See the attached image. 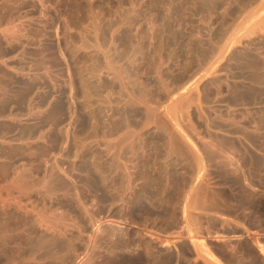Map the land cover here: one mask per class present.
<instances>
[{"label":"rangeland","instance_id":"rangeland-1","mask_svg":"<svg viewBox=\"0 0 264 264\" xmlns=\"http://www.w3.org/2000/svg\"><path fill=\"white\" fill-rule=\"evenodd\" d=\"M4 3L8 18L6 20L2 18ZM169 6L170 8H168ZM3 25H9V28L3 27ZM95 26L99 35L94 34L96 33ZM130 27L132 28L130 29ZM4 28L6 29L4 30ZM151 31L154 35H151ZM17 35L20 37L19 40L16 39ZM97 35L100 40L95 42L98 40L95 38ZM11 36L15 37L14 40H11ZM196 38L198 39L196 40ZM114 40L117 44L114 45L115 47L112 45L115 44ZM130 40L132 42L129 43ZM0 41V167L5 161V164L11 166V180L13 173H16L17 169L15 168L23 169L25 165H31L22 170H28L23 173L30 177H24L26 196L24 194L25 197L22 196V201L29 204H24L29 210H25L23 204L20 208L17 204L15 205L18 202L14 200V194L15 197L18 195L16 190L13 191V195L11 194V201L8 200V202H12L13 198L15 203L12 202L13 204H7L4 207L0 203L2 217L4 215L7 217L4 219L8 222H6L7 227L15 228V230L12 229L11 240L5 245V249L1 250L0 264H15L16 262L22 264L20 255L26 254L32 248L27 243L18 246L16 242L17 240L26 241L37 232L47 238H52L55 241V246L48 250L47 244H44L47 253L43 255L41 251L35 250L34 259L36 261H32V264H115L117 260H119V264H264V0H0ZM109 41L114 42L110 44ZM99 43L103 46H101L102 50L98 49L100 46L97 44ZM183 45L186 47L184 48ZM108 48H111L109 53L113 50L110 56H114L115 51L122 50V52L120 51L122 54L117 51L118 54L115 52V57L112 56V59L115 58L114 62L120 63L122 59H126L121 63L122 66L125 64L123 67L114 63L115 70L118 68L128 70L126 71L129 75L128 79L130 78L133 84L145 85V88L144 85L137 88L135 85L127 84L128 91L133 87V90L139 94L142 88L146 89L140 94L143 102L140 101L141 99L136 100L143 106L135 101H126L129 100L128 96L126 97L128 99L123 98L125 101L122 99L125 94L124 90L121 85L117 86L119 81L113 80L114 75L110 77V74H113L115 70L113 66L111 67L112 71L105 64L106 58L104 59V57L109 54L106 52L109 50ZM157 48L160 49L157 50ZM25 49L29 53L27 50L24 51ZM37 49L41 51L39 53L40 55L42 53L43 57L42 55L38 57ZM216 51H218L217 54ZM160 52L162 53L160 54ZM212 53H215L216 62L215 67L209 68L214 63L210 60L215 58ZM119 54L121 58L118 56ZM159 55L164 59L163 62H160ZM117 57L120 59L116 60ZM127 57L130 58L132 64ZM157 63L160 64L157 65ZM209 64L211 65L208 66ZM105 65L109 69H102ZM45 67L48 69V73ZM158 69H162L163 72ZM109 70H111L110 74ZM157 72L163 74L161 73L159 76ZM193 72L199 76L202 74L201 78L197 75L199 81L195 78L196 75L193 76ZM9 74L10 76H8ZM2 76H5L6 81ZM162 76L167 79H163ZM190 78H192L191 82ZM182 82L183 84L187 83L189 88L194 85L191 87L194 89L197 84L198 92L191 88L186 91V85L180 87ZM71 83L75 86L73 85V87ZM98 83L109 87L105 86L104 88H107L104 89ZM162 83L164 86L170 83L169 86L172 84L173 87H166V89ZM162 88L167 90L168 93L163 89L166 95ZM128 91L126 90V93ZM143 92L146 93L144 95L149 103L153 104L151 107L153 110L161 103L165 106L160 105L164 111L167 108L165 104H170L168 103L170 101L174 105L177 103L176 107L180 105V102H183L181 104H184V107H180L182 112H180V108L175 110L183 114V116H181L182 114L179 116L184 117V121L178 124L181 119L178 114L175 116L179 119L173 120L176 117L172 110L169 115L166 111L162 112L157 108L155 111H160V114L154 116L156 112L150 111V116V105L146 99L147 102H145ZM176 92L184 94L182 96V93L176 94ZM178 95H181V98ZM39 97L41 99H38ZM72 97H75L74 100L71 99ZM17 101L20 103L17 104ZM58 101L62 103L60 104ZM163 101L165 102L163 103ZM172 102L170 106L173 104ZM87 105L89 109L86 108ZM147 105L149 106L145 109ZM156 105L158 106L156 107ZM16 108L18 110H15ZM143 108L148 110L149 114ZM69 109L74 111H69ZM90 109L93 112L89 111ZM47 110L54 112L47 114ZM98 112V116L96 115L97 117L95 116L96 118L94 117L95 120H93V114ZM104 113L108 114V117ZM15 114L17 116H14ZM124 114L128 115L125 116V118L128 117L126 120L129 119L127 122L124 119ZM163 114L164 116L168 114V121L171 119L176 121L175 123L172 121L171 125L170 122L169 125L167 124L171 128L170 132L173 131L174 134L172 132V134H166L161 127H156L157 124L153 118H157L158 115V117L162 116L163 119H166L167 117H163ZM121 115L123 116L121 117ZM53 116H56V119ZM148 116L153 117L151 118V121L154 122H152L153 126L149 125L151 121H147ZM105 118H108L109 121L106 119L104 123ZM142 121L148 124L145 123V125ZM168 121L165 120V123ZM192 122L196 123L197 129L194 127V132L191 131L193 130ZM7 123L9 127L11 126L10 129ZM142 123L146 128L149 125L150 130L143 131L146 128L144 125L142 126ZM174 124L182 125V129H180L185 128L184 132L178 128V125L172 127ZM138 127L142 128L141 131ZM176 127L180 130H178L179 134L181 132L182 135L185 133L187 135L179 137V134L174 132ZM94 128L95 130H93ZM107 128H110L112 133L110 131V133H104ZM126 128L128 129L126 130ZM173 128L175 129L173 130ZM136 129H138L137 133L132 134L135 136L132 138L129 131L135 133ZM196 131L199 132L197 135ZM119 132L121 133L120 137L118 135L115 138ZM124 132L135 141H129V136L126 134H124L126 138L121 137ZM170 135H178L179 141L176 139L177 142H180L179 138L182 141L187 136L186 138L192 139L190 140L193 143L188 141L193 146L186 145L189 142L184 139L186 141L181 142L183 154L178 148V153L181 154L177 155L174 150L177 147H172L170 144L172 142H168ZM57 138L58 140H56ZM23 140L30 142V145L26 141L23 143ZM118 140L121 146L120 143L117 145ZM82 141L86 143H82ZM127 141L131 143H127ZM65 142L66 144H64ZM42 144L48 146L49 149L51 147V150L50 153H47L48 156L38 157L41 158V161L36 158L34 159L36 162L33 160L34 162L30 163L18 152L25 147L43 146ZM106 144L115 150L112 149L110 152L111 149L109 150ZM130 144L135 145L131 147L134 149H129ZM178 144L180 145V143ZM82 145L86 148L85 150L82 148L83 155L80 154L79 158H75V154H69L66 151L69 148L81 151ZM116 145L119 147H117L119 155L116 153ZM168 147L172 148L168 150ZM125 148L128 150L125 151ZM113 152L115 156H113ZM58 153L60 157L57 155ZM109 153H111V157ZM52 154L57 156V159ZM98 154L100 155L98 156ZM106 155L108 156L106 157ZM69 157H74L75 160ZM113 157L117 162L119 161L115 168L108 166ZM21 160L23 161L21 162ZM29 169L33 171L31 172ZM73 169L75 170L73 171ZM51 170L54 171L51 172ZM61 170L66 172L62 173ZM29 172L31 173L29 174ZM109 172L115 174H109ZM66 173H68L67 176ZM90 173L101 180L99 188H93L90 185L88 179ZM56 177L67 179L69 189L58 187L55 190L52 188ZM45 178L50 183L45 181ZM0 179L1 184L3 180L1 177ZM32 181L35 188L42 185L41 182L47 183H43L42 188L40 186L37 191L34 190V186L30 185L33 184ZM28 187L32 190L26 189ZM83 188H89L88 192L83 193ZM188 188L189 190H187ZM66 190L70 191L69 194ZM78 192L81 196L77 195ZM79 197L82 200H78L81 199ZM53 198L59 202H54ZM16 199L18 200V197ZM50 199L52 201H49ZM32 203L33 205L37 204L32 206ZM36 205L37 211H34ZM31 208L33 211L30 210ZM60 209H63L62 212ZM7 211L11 215L15 213V216L25 217L28 223L20 224L19 222L18 224L19 218H15L13 215L12 218L8 217ZM29 212L33 214H30V217L28 216ZM63 215L65 218L62 217ZM51 219L52 222H50ZM37 253L38 255H36ZM14 254L15 257L17 256L15 261H9V258ZM40 256L43 259H40ZM94 261L96 262L94 263Z\"/></svg>","mask_w":264,"mask_h":264},{"label":"bare ground","instance_id":"bare-ground-1","mask_svg":"<svg viewBox=\"0 0 264 264\" xmlns=\"http://www.w3.org/2000/svg\"><path fill=\"white\" fill-rule=\"evenodd\" d=\"M170 1H171V0H170ZM5 2H6V1H5ZM142 2H143V1H142ZM176 2H177V1H176ZM21 3H23V2H21ZM137 3H138V2H137ZM178 3H179V2H178ZM173 4H174V3H173ZM137 5H138V4H137ZM167 5H168V3L166 4V6H167ZM169 5H170V3H169ZM2 6L4 7V11L2 12V14H3L2 18L6 20V19H8V18H7V10L5 9V8H6L5 3H4V5H2ZM13 6H15V5H13ZM139 6H140V5H139ZM161 6H162V5H161ZM162 7H164V6H162ZM168 8H170V6H169ZM178 8H179V7H178ZM197 8H198V7H197ZM176 9H177V8H176ZM171 10H172V9H171ZM166 11H168V10H166ZM166 11H165V12H166ZM169 11H170V10H169ZM184 11H185V10H184ZM8 12H9V11H8ZM165 12H164V14H165ZM136 14H138V13H136ZM162 14H163V13H162ZM168 14H169V13H168ZM168 14H167V15H168ZM184 14H185V13H184ZM8 15H9V14H8ZM131 15H133V14H131ZM135 16H136V15H135ZM137 16H138V15H137ZM165 16H166V15H165ZM174 16H175V15H174ZM19 17H20V16H19ZM12 18H14V17H12ZM14 19H15V18H14ZM23 19H24V18H23ZM184 19H185V18H184ZM152 20H153V19H152ZM154 20H156V19H154ZM165 20H166V19H165ZM198 20H199V19H198ZM191 21H192V20H191ZM11 22H13V21H11ZM174 22H175V21H174ZM198 22H199V21H198ZM5 23H6V22H5ZM9 23H10V22H9ZM14 23L17 24L16 22H14ZM14 23H13V25H14ZM154 23H155V21H154ZM157 23H158V22H157ZM194 23H195V22H194ZM1 24H2V23H1ZM64 24H65V23H64ZM178 24H179V23H178ZM192 24H193V22H192ZM192 24H191V25H192ZM195 24H196V23H195ZM94 25H96V24H94ZM185 25H186V24H185ZM193 25H194V24H193ZM4 26H5V25H3V27H4ZM6 26H7V25H6ZM6 26H5V27H6ZM11 26H12V25H11ZM96 26H97V25H96ZM96 26H95L96 31H95V29H94V31H95L96 33H94V34H98V35H99V31L97 30ZM129 26H130V25H129ZM131 26L133 27V25H131ZM149 26H150V24H149ZM152 26H153V25H152ZM157 26H158V25H156V27H157ZM173 26H174V25H173ZM179 26H180V25H179ZM179 26H177V27H179ZM196 26H197V25H196ZM198 26H199V25H198ZM3 27H2V28H3ZM19 27H21V26H19ZM19 27H18V28H19ZM22 27H23V26H22ZM98 27H99V25H98ZM132 27H130V29H131ZM158 27H159V26H158ZM7 28H9V25L7 26ZM142 28H143V27H142ZM169 28H170V27H169ZM184 28H185V27H184ZM191 28H192V27H191ZM5 29H6V28H4V30H5ZM11 29H12V27H11ZM11 29H7V30H8V31H9V30L12 31ZM100 29H101V28H100ZM150 29H151V28H150ZM174 29H175V28H174ZM196 29H197V28H196ZM198 29H199V27H198ZM7 30H6V31H7ZM68 30H69V29H68ZM133 30H135V29H133ZM133 30H132V31H133ZM147 30H148V29H147ZM153 30H155V29H153ZM18 31H19V30H18ZM65 31H66V30H65ZM195 31H196V30H195ZM197 31H198V30H197ZM3 32H4V31H3ZM16 32H17V31H16ZM19 32H20V31H19ZM32 32H34V31H32ZM100 32H101V31H100ZM134 32H135V31H134ZM184 32H185V31H184ZM187 32H188V31H187ZM198 32H201V31H198ZM5 33H7V32H5ZM157 33H158V32H157ZM190 33H191V32H190ZM193 33H194V32H193ZM193 33H192V34H193ZM11 34H12V32H11ZM66 34H67V33H66ZM125 34H126V33H125ZM152 34H153V32L151 31V35H152ZM197 34H198V33H197ZM197 34H196V35H197ZM200 34H201V33H200ZM9 35H10V34H9ZM9 35H8V37H9ZM36 35H37V34H36ZM98 35H97L95 38H97ZM127 35H129V34L127 33ZM142 35H143V34H142ZM153 35H154V34H153ZM163 35H164V34H163ZM14 36H15V35H14ZM17 36H18V35H17ZM24 36H25V33H24ZM172 36H173V35H172ZM188 36H190V35H188ZM191 36H192V35H191ZM193 36H194V34H193ZM197 36H198V35H197ZM11 37H12V36H11ZM35 37H36V36H35ZM40 37H41V36H40ZM112 37H113V36H112ZM128 37H129V36H128ZM151 37H152V36H151ZM168 37H169V36H168ZM184 37H185V36H184ZM13 38H15V37H12L11 40H14ZM19 38H20V37L18 36V38H16V39L19 40ZM125 38H126V37H125ZM130 38H131V37H130ZM162 38H163V37H162ZM97 39H98V38H97ZM111 39H112V38H111ZM111 39H110V40H111ZM126 39H127V38H126ZM163 39H164V38H163ZM192 39H193V38H192ZM194 39H195V38H194ZM197 39H198V38H196V40H197ZM32 40H33V39H32ZM99 40H100V39H98L97 41L95 40V42H98ZM115 40H116V39H115ZM115 40H114V41H115ZM128 40H129V39H128ZM8 41H9V40H8ZM15 41H16V40H15ZM65 41H66V40H65ZM111 41H112V40H111ZM111 41H109L110 44H112V43L114 42V41H113V42H111ZM126 41H127V40H126ZM153 41H154V40H153ZM0 42H1V41H0ZM13 42H14V41H13ZM69 42H70V41H69ZM118 42H119V41H118ZM130 42H132V40H130L129 43H130ZM211 42H212V41H211ZM39 43H40V42H39ZM124 43H125V42H124ZM163 43H164V41H163ZM186 43H187V42H186ZM7 44H8V43H7ZM11 44H12V43H11ZM214 44H215V42H214ZM216 44H217V43H216ZM9 45H10V44H9ZM13 45H14V44H13ZM98 45L100 46L99 48L97 47ZM112 45H113V46H114V45L116 46V45H117V44H116V41H115V44H112ZM160 45H161V44H160ZM160 45H159V46H160ZM163 45H164V44H163ZM166 45H167V43H166ZM166 45H165V46H166ZM6 46H8V45H6ZM37 46H38V45H37ZM95 46H96V45H95ZM97 46H96V47H97L98 49H100L101 46H102V44L99 43V44H97ZM115 46H114V47H115ZM187 46H188V45H187ZM102 47H103V46H102ZM183 47H184V45H183ZM185 47H186V46H185ZM185 47H184V48H185ZM23 48H24V47H23ZM111 48H112V47H111ZM111 48H108L109 50H107L106 52L110 51ZM28 49H29V48H28ZM46 49H47V48H46ZM46 49H45V50H46ZM102 49H103V48H101V50H102ZM112 49H113V48H112ZM117 49H118V47H117ZM153 49H154V48H153ZM158 49H160V48H157V50H158ZM178 49H179V48H178ZM2 50H3V48H2ZM22 50H23V49H22ZM26 50H27V49H25L24 51H26ZM35 50H36V49H35ZM105 50H106V49H105ZM157 50H156V51H157ZM172 50H173V49H172ZM175 50H176V49H175ZM209 50H210V49H209ZM211 50H212V49H211ZM5 51H6V50H5ZM27 51H28V50H27ZM32 51H33V49H32ZM37 51H38V49H37ZM42 51H43V50H42ZM112 51H113V50H111V52H112ZM117 51H118V50H117ZM117 51H115V52H117ZM120 51L122 52V50H120ZM120 51H118V52H120ZM154 51H155V49H154ZM162 51H163V50H162ZM17 52H18V51H17ZM39 52H41V51H38V53H39ZM45 52H46V51H45ZM102 52H103V51H102ZM111 52H110V53L108 52L109 54H106L105 52H103L104 54H106V57H104V59L106 58V59H105V60H106V61H105L106 63H105V62H104V63L107 64V65L110 67V69H111L112 71H113V69L111 68L112 66H113V68H114L116 65H118V64H120V66L118 65L119 67H123V66H125V64L122 66L121 63H123L124 60H126V59H124V60L122 59L123 61L121 60L122 62H121V61H120V63L117 62V63H118V64H117L116 61L114 62V59H115V58L112 59V56H113V55L110 56V54H112ZM115 52H114V56H113V57H115ZM118 52H117V54H118ZM121 52H120V53H121ZM189 52H190V50H189ZM13 53H14V52H13ZM21 53H24V52H21ZM28 53H29V51H28ZM34 53H35V52H34ZM34 53H33V55H34ZM36 53H37V52H36ZM38 53H37V54H38ZM156 53H157V52H156ZM156 53H155V54H156ZM161 53H162V52H160V54H161ZM187 53H188V52H187ZM215 53L217 54L218 51H216ZM215 53H214V54L212 53V54L215 56ZM25 54H26V52H25ZM43 54H44V53H43ZM121 54H122V53H121ZM155 54H154V55H155ZM158 54H159V51H158ZM10 55H11V54H10ZM35 55H36V54H35ZM41 55H42V53H41ZM41 55H40V53H39L38 57H39V56L41 57ZM45 55H47V53H45ZM194 55H195V53H194ZM2 56H3V55H2ZM7 56H8V55H7ZM15 56H16V55H15ZM51 56H53V55L51 54ZM104 56H105V55H104ZM118 56H120V54H119ZM155 56H156V55H155ZM42 57H43V55H42ZM45 57H46V56H45ZM125 57H126V56H125ZM129 57H130V55H129ZM158 57H161V55H159ZM163 57H164V56H163ZM197 57H198V56H197ZM210 57H211V56H210ZM217 57H218V56H217ZM1 58H2V57H1ZM50 58H51V57H50ZM120 58H121V56H120ZM120 58L117 57L116 60H119ZM123 58H124V56H123ZM153 58H154V56H153ZM164 58H165V57H164ZM10 59H11V57H10ZM22 59H23V58H22ZM24 59H25V58H24ZM42 59H43V58H42ZM104 59H103V61H104ZM127 59H128V61L130 62V58L127 57ZM159 59H160V58H159ZM211 59H212V58H211ZM215 59H216V56H215L214 60H213V59L210 60V61H212V63H213V61H214V63L212 64L213 66H212L211 64H209L208 66L211 65L209 68H211V67H215V66H214V65H215V62H216ZM43 60H44V59H43ZM162 60H164V59H162V57H161L160 62H163ZM197 60H198V59H197ZM17 61H18V60H17ZM132 61H133V59H132ZM158 61H159V60H158ZM190 61H191V60H190ZM208 61H209V60H208ZM6 62H7V61H6ZM35 62H36V61H35ZM164 62H166V61H164ZM114 63H115L116 65H115ZM127 63H128V62H127ZM166 63H167V62H166ZM9 64H10V63H9ZM9 64H8V65H9ZM41 64H42V63H41ZM48 64H49V63H48ZM113 64H114V65H113ZM130 64H132V62H130ZM150 64H151V63H150ZM154 64H155V63H154ZM159 64H160V63H159ZM159 64L157 63V65H159ZM162 64H163V63H162ZM162 64H161V66H162ZM188 64H189V63H188ZM190 64H191V63H190ZM193 64H194V63H193ZM126 65H127V64H126ZM128 65H129V64H128ZM11 66H12V65H11ZM29 66H31V65H29ZM41 66H42V65H41ZM46 66H47V65H46ZM118 66H117V68H118ZM187 66H188V65H187ZM6 67H7V66H6ZM33 67H34V66H33ZM157 67H158V68H162V67H159V66H157ZM157 67H156V69H157ZM196 67H197V66H196ZM45 68H46V67H45ZM104 68H105V69H106V68L109 69L106 65H105V67H104V66L102 67V69H104ZM115 68H116V67H115ZM115 68H114V70H115ZM126 68H127V67H126ZM126 68H125V69H126ZM209 68H208V69H209ZM1 69H4V68L1 67ZM193 69H194V68H193ZM208 69H207V70H208ZM4 70H5V69H4ZM6 70H7V69H6ZM42 70H43V69H42ZM100 70H101V69H100ZM111 70H109L108 73H109ZM118 70H119V71H118ZM122 70H123V71H122ZM122 70H121V68H120V69L118 68V69L115 70L116 72L114 71L115 73H114V72H113V74L111 73L112 75L109 73V74H110V77H112V76L114 75V76H113V80L116 79V80L119 81V82L117 81L118 83L116 82V83L118 84V85H117V84H116V85H117V86H120V85H121L122 89L124 90V93H125V94H124L123 97L120 96V93H119L120 98L122 97V99H123L124 97L126 98V97L128 96L129 100H126V101H130V100H131V102L135 101V102H137V104H138V103H139V102H138V101H139L138 99H141V95H140V94L142 93V91H144V90H146V89H143V88L141 87L143 90L141 89V91H140L141 93H140V94H139V93H136L135 90H133V87H132V90L129 89V91H128L129 86L127 87V84L129 85V83H130L131 85H135L136 83L133 84L132 81H131V79H130V78L128 79V76H129V75H127V72H126V71H128V70H126V71H125L124 69H122ZM158 70H159V69H158ZM160 70L162 71V69H160ZM160 70H159V71H160ZM209 70H210V69H209ZM37 71H38V70H37ZM44 71H45V69H44ZM46 71H47V73H48V69H47V68H46ZM68 71H70V70H68ZM106 71H107V70H106ZM154 71H155V70H154ZM159 71H158V72H159ZM33 72H34V71H33ZM158 72H157V73H158ZM162 72H163V71H162ZM162 72H160V74H161ZM10 73H12V72H10ZM13 73H14V72H13ZM164 73H165V72H164ZM182 73H183V72H182ZM191 73H192V72H191ZM195 73H196V71H195ZM197 73H199L198 70H197ZM7 74H8V73H7ZM99 74H100V73H99ZM105 74H107V73H105ZM109 74H108V76H109ZM128 74H129V73H128ZM158 74H159V73H158ZM160 74H159V76H160ZM162 74H163V73H162ZM169 74H171V73H169ZM193 74H194V72H193ZM14 75H15V74H14ZM38 75H39V74H38ZM171 75H172V74H171ZM188 75H189V73H188ZM191 75H192V74H191ZM195 75H196V76H195ZM197 75H198V74H194L193 76H195V78H197V80L199 81V80H200L199 78H201V75H202V74H201L200 76L198 75L199 78L197 77ZM8 76H10V74H9ZM70 76H71V75H70ZM159 76H158V77H159ZM165 76H166V75H165ZM172 76H173V75H172ZM3 77L5 78V76H2V78H3ZM33 77H34V76H33ZM100 77H101V76H100ZM130 77H131V76H130ZM169 77H170V76H169ZM190 77H191V76H190ZM0 78H1V75H0ZM8 78H10V77H8ZM15 78H16V77H15ZM72 78H73V77H72ZM104 78H105V77H104ZM162 78L165 79L166 77L164 78V76H162ZM174 78H175V77H174ZM187 78H188V77H187ZM187 78H186V79H187ZM195 78H193V79H195ZM17 79H18V78H17ZM82 79H83V77H82ZM87 79H88V78H87ZM87 79H85V80H86V81H89V80H87ZM105 79H106V78H105ZM108 79H109V78H108ZM132 79H133V78H132ZM158 79H159V78H158ZM166 79H167V78H166ZM169 79H170V78H169ZM171 79H172V78H171ZM186 79H185V80H186ZM191 79H192V78H190V82H191ZM3 80H4V79H3ZM11 80H12V78H11ZM13 80H15V79H13ZM85 80H84V81H85ZM98 80H99V79L97 78V82H98ZM110 80H111V78H110ZM113 80H112V81H113ZM172 80H173V79H172ZM188 80H189V79H188ZM195 80H196V79H195ZM195 80H194V81H195ZM5 81H6V78H5ZM84 81H82V82L84 83ZM101 81H102V79H101ZM105 81H106V80H105ZM133 81H134V80H133ZM170 81H171V80H170ZM198 81H196L197 84H198ZM12 82H13V81H12ZM45 82H46V81H45ZM73 82H74V81H73ZM82 82H81V84H82ZM103 82H104V80H103ZM106 82H107V81H106ZM106 82H105V84H106ZM110 82H111V81H110ZM163 82H164V81H163ZM185 82H186V81H185ZM190 82H189V84H191ZM192 82H193V80H192ZM2 83H5V82H2ZM13 83H14V82H13ZM35 83H36V82H35ZM69 83H70V82H69ZM114 83H115V82H114ZM119 83H120V84H119ZM171 83H172V82H171ZM177 83H178V82H177ZM194 83H195V82H194ZM71 84H72V83H71ZM85 84H88V83L85 82ZM163 84H164V83H162V85H163ZM169 84H170V83H169ZM169 84L166 85V86H164V85H163V86H164L165 88H166V87L168 88V87H171L173 83H172L170 86H169ZM178 84H179V83H178ZM186 84H187V83L183 84V82H182V84L180 85V87H182L183 85H186ZM192 84H193V83H192ZM195 84H196V83H195ZM197 84L195 85V89H196V90H195L194 88H191V87H193L194 85H192L190 88H191V89H194L196 92H198V90H197V88H198ZM1 85H2V84H1ZM5 85H6V84H5ZM7 85H8V84H7ZM14 85H15V84H14ZM20 85H21V84H20ZM25 85H26V84H25ZM73 85H74V84H72V86H73ZM82 85H83V84H82ZM82 85H81V86H82ZM88 85H89V84H88ZM98 85H99V83H98ZM100 85H101V83H100ZM100 85H99V86H100ZM131 85H130V86H131ZM142 85H144V84H142ZM142 85H141V84H139V86H138V85H135V87L137 86V88H138V87H140V86H142ZM173 85H174V87H176L175 84H173ZM187 85H188V84H187ZM187 85H186L187 88L184 86V87L186 88V91H187V89L189 88V87H188L189 85H188V86H187ZM9 86H10V85H9ZM9 86H7V87H9ZM12 86H13V85H12ZM12 86H11V87H12ZM28 86H29V85H28ZM45 86H46V84H45ZM74 86H75V85H74ZM74 86H73V87H74ZM102 86H103V85H101V87H102ZM105 86H107V85H104L102 88H104ZM163 86H161V87H163ZM2 87H3V86H2ZM7 87H6V88H7ZM11 87H10V88H11ZM13 87H14V86H13ZM22 87H23V86H22ZM22 87H21V88H22ZM31 87H32V85H31ZM33 87H34V86H33ZM82 87H83V86H82ZM85 87H86V86H85ZM107 87H109V86H107ZM107 87H106V88H107ZM135 87H134V88H135ZM172 87H173V86H172ZM172 87H171V88H172ZM177 87H179V86H177ZM180 87H179V88H180ZM0 88H1V87H0ZM106 88H104V89H106ZM144 88H145V85H144ZM167 88H166V89H167ZM190 88H189V89H190ZM11 89H12V88H11ZM104 89H103V91H104ZM117 89H118V88H117ZM163 89H164V88H162V91H163ZM174 89L176 90V88H174ZM180 89H181V88H180ZM180 89H179V90H180ZM12 90H14V89H12ZM73 90H75V89H73ZM73 90H72V92H74ZM126 90L128 91L127 93H126ZM164 90H165V89H164ZM177 90H178V89H177ZM179 90H178V91H179ZM7 91H8V88H7ZM81 91H82V90H81ZM81 91H80V92H81ZM89 91H90V90H89ZM91 91H92V90H91ZM107 91H108V90H107ZM109 91H110V90H109ZM182 91H183V90H182ZM0 92H1V91H0ZM20 92H21V91H20ZM120 92H121V91H120ZM145 92H146V91H145ZM163 92H164V91H163ZM165 92L168 93L167 90H165ZM165 92H164V93H165ZM183 92H184V91H183ZM183 92H179V93L176 92V94H181V93H182L181 95L183 96V94L185 93V92H184V93H183ZM6 93H7V92H6ZM12 93H13V92H12ZM87 93H89V92H87ZM90 93H91V92H90ZM106 93H107V92H106ZM110 93H112V92H110ZM110 93H108V94H110ZM117 93H118V91H117ZM166 93H165V95H166ZM9 94H10V93H9ZM74 94H75V93H74ZM80 94H81V93H80ZM92 94H93V93H92ZM144 94H146V93L143 92V94H142L143 97H144V100H145V99H146V98H145L146 96H145ZM27 95H28V94H27ZM81 95H82V94H81ZM181 95H178V96L180 97ZM72 96H73V95H72ZM160 96H161V95H160ZM197 96H198V95H197ZM197 96H196V97H197ZM85 97H87V96H85ZM90 97H91V95H90ZM90 97H87V98H90ZM163 97H164V96H163ZM168 97H169V96H168ZM74 98H75V97H72L71 99L74 100ZM83 98H84V97H83ZM125 98H124V99H125ZM128 98H126V99H128ZM177 98H178V97H177ZM180 98H181V97H180ZM11 99H12V97H11ZM38 99H41V98L39 97ZM62 99H63V98H62ZM90 99H92V98H90ZM124 99H123V100H124ZM167 99H169V98H167ZM196 99H197V98H196ZM57 100H59V99H57ZM72 100H71V101H72ZM136 100H138V101H136ZM142 100H143V99H141L140 101L143 102ZM146 100H147V99H146ZM146 100H145V102L148 101V100H147V101H146ZM161 100H162V99H161ZM163 100H166V98H165V99L163 98ZM197 100H198V99H197ZM13 101H14V100H13ZM13 101H12V102H13ZM15 101H16V99H15ZM60 101H61V100H60ZM124 101H125V100H124ZM58 102H59V101H58ZM63 102H64V101H63ZM75 102H76V101H75ZM83 102H84V100H83ZM85 102H87V101H85ZM90 102H91V101H90ZM145 102H144V103H145ZM161 102H162V101H161ZM164 102H165V101H163V103H164ZM171 102H172V101H170V102H168V103L171 104ZM195 102H196V101H195ZM16 103L18 104V103H20V102L17 101ZM32 103H33V102H32ZM38 103H39V102H38ZM59 103H60V102H59ZM61 103H62V102H61ZM61 103H60V104H61ZM73 103H74V102H73ZM91 103H92V102H91ZM129 103H130V102H129ZM147 103H149V101H148ZM147 103H146V104H147ZM172 103H173V102H172ZM181 103H183V102H180V103H179V104L182 105V106L179 105L178 107H176V104H177V103H175V105H174V103H173V104H172L173 107H171L172 105L170 106V104H165V105H167V108H165L166 110H164V111L162 110V109H164V108H161V106L163 105L162 103H161V104H158L160 108L157 107L158 105H156V107H157L158 109H161L162 112H165V111H166L169 115H170L171 110H172L173 114L175 113V114H174V117L177 116L176 114H178V117H180L179 114H182V113H180V112H182V110H181L182 108H180V107H184V106H183L184 104H181ZM11 104H12V103H11ZM24 104H25V103H24ZM48 104H49V103H48ZM64 104H65V103H64ZM74 104H75V103H74ZM131 104H132V103H131ZM131 104H130V105H131ZM139 104H140V103H139ZM142 104H143V103H142ZM197 104H198V102H197ZM15 105H16V104H15ZM50 105H51V104H50ZM92 105H93V104H92ZM135 105H136V103H135ZM135 105H134V106H135ZM140 105H141V104H140ZM149 105H150V106H149ZM149 105H147L145 109H147L148 106H149V112H150V111H152V112L154 111L153 113L156 112L155 115H154L153 113H152V115L156 116V114H158V115L160 114V111H159V112H158V111H155L157 108H156L155 110H153V108H151V107L153 106V104L151 105V102L149 103ZM160 105H161V106H160ZM168 105H169V107H168ZM11 106H12V105H11ZM29 106H30V105H29ZM66 106H67V105H66ZM75 106H76V104H75ZM89 106H90V104H89ZM141 106H143V105H141ZM12 107H15V106H12ZM70 107H71V104H70ZM76 107H77V106H76ZM93 107H94V105H93ZM137 107H139V106H137ZM144 107H145V106H144ZM154 107H155V105H154ZM162 107H165V106L163 105ZM174 107H176V108H174ZM10 108H11V107H10ZM40 108H41V107H40ZM63 108H64V107H63ZM66 108H67V107H66ZM73 108H74V107H73ZM86 108L89 109L88 105L86 106ZM90 108H91V107H90ZM177 108H180L179 110H181V111H180V112H179V111H176V110H178ZM30 109H31V108H30ZM70 109H71V108H70ZM70 109H69V111H74V110H70ZM143 109H144V108H143ZM145 109H144V111H145V112H148V110L146 111ZM168 109H170V111H167ZM175 109H176V110H175ZM15 110H18V109L16 108ZM60 110H61V109H60ZM94 110H95V109H94ZM11 111H12V110H11ZM29 111H30V110H29ZM61 111H62V110H61ZM67 111H68V110H67ZM89 111H92V110L90 109ZM103 111H104V110H103ZM103 111H102V112H103ZM14 112H15V111H14ZM14 112H13V113H14ZM19 112H21V111H19ZM19 112H18V113H19ZM22 112H23V111H22ZM46 112H47V114H49L48 112H51V111H48V110H47ZM46 112H45V114H46ZM52 112H54V111H52ZM52 112H51V113H52ZM58 112H59V111H58ZM62 112H64V111H62ZM75 112H77V111H75ZM75 112H74V114L76 115ZM92 112H93V111H92ZM102 112H101V113H102ZM149 112H148V114H149ZM157 112H158V113H157ZM169 112H170V113H169ZM178 112H179V113H178ZM13 113H12V114H13ZM15 113H16V112H15ZM64 113H65V112H64ZM70 113H71V112H70ZM72 113H73V112H72ZM78 113H79V110H78ZM101 113H100V115H101ZM118 113H119V112H118ZM16 114H17V113H16ZM16 114H15L14 116H17ZM20 114H21V113H20ZM24 114H25V112H24ZM52 114H53V113H52ZM56 114H57V113H56ZM60 114H61V113H60ZM98 114H99V112H98L97 114H95V115L93 114V116H92L93 120H95L94 117H95L96 115L98 116ZM105 114H106V113H104V115H105ZM161 114H162V113H161ZM168 114H167V116H168ZM10 115H11V114H10ZM10 115H9V117L11 118ZM50 115H51V114H50ZM64 115H65V114H64ZM71 115H72V114H71ZM81 115H82V114H81ZM102 115H103V114H102ZM107 115H108V114H107ZM107 115H105V116H107ZM158 115H157V118H155V117L153 118V117H149V116H148L147 121L150 122V121H151V118H153V120L155 119V122H156V124H157L156 127H157V126H158V127H161V129L164 130L166 134H167V133L172 134L173 131H171V132H172V133H171V132H170V129H171V128H169V126H168V125H169V122H170V125H171L173 120H176V121H177L179 118L176 117L175 119H173V120L171 119V120L168 121V117H169V116L167 117L166 115L164 116V114H163V117H167L166 119H163L162 116H159V117H158ZM175 115H176V116H175ZM194 115H195V114H194ZM198 115H199V114H198ZM198 115L196 116V117H197V120H198ZM21 116H22V115H21ZM46 116H47V115H46ZM57 116H58V114H57ZM61 116H63V115H61ZM72 116H73V115H72ZM72 116H71V117H72ZM82 116H84V115H82ZM97 116H96V117H97ZM122 116H123V115H121V117H122ZM125 116H128V115H125V114H124V119H125V121L127 122V120H129V119L126 120V118H128V117L125 118ZM150 116H151V112H150ZM181 116H183V114H182ZM18 117H19V115H18ZM53 117H54V116H53ZM58 117H59V116H58ZM65 117H66V116H65ZM75 117H76V116H75ZM84 117H86V116H84ZM89 117H90V116H89ZM96 117H95V118H96ZM107 117H108V116H107ZM170 117L172 118V114H171ZM174 117H173V118H174ZM14 118H15V117H14ZM21 118H22V117H21ZM50 118H52V117H50ZM87 118H88V117H87ZM149 118H150V119H149ZM180 118H181V117H180ZM183 118H184V117H183ZM183 118H181V119H183ZM11 119H12V118H11ZM11 119H10V120H11ZM18 119H19V118H18ZM54 119H56V116L54 117ZM70 119H71V118H70ZM106 119L109 121L108 118H105L104 123L106 122ZM148 119H149V120H148ZM181 119H179L178 124H180V122L184 121V119H183V120H181ZM192 119H193V118H192ZM45 120H46V119H45ZM62 120H63V119H62ZM93 120H92V122H94ZM153 120L151 121V124L149 123V125H152ZM165 120H167L168 123H165ZM180 120H181V121H180ZM19 121H20V120H19ZM19 121H18V123H19ZM21 121H22V119H21ZM21 121H20V122H21ZM63 121H64V120H63ZM108 121H107V122H108ZM123 121H124V120H123ZM176 121H173V122L175 123ZM193 121H194V120H193ZM13 122H14V120H13ZM48 122H49V121H48ZM51 122H52V121H51ZM70 122H71V121H70ZM79 122H80V121H79ZM98 122H99V121H98ZM126 122L124 123L125 125L127 124ZM142 122H143V121H142ZM21 123H22V122H21ZM55 123H56V122H55ZM95 123H96V122H95ZM128 123H130V122L128 121ZM143 123L145 124V123H147V122H143ZM143 123H142V126L144 125ZM153 123H154V122H153ZM19 124H20V123H19ZM23 124H24V123H23ZM23 124H22V125H23ZM52 124H53V123H52ZM71 124H74V123H71ZM106 124H107V123H106ZM124 124H123V125H124ZM147 124H148V123H147ZM167 124H168V125H167ZM178 124H176V125L174 124L172 127H175V126H177ZM181 124H182V123H181ZM192 124H193V130H191V131L194 132V131H195L194 127L196 126V125H195L196 123L194 124V123L192 122ZM10 125H11V124H10ZM25 125H26V124H25ZM28 125H29V124H28ZM38 125H39V124H38ZM59 125H60V124H59ZM83 125H84V123H83ZM92 125H93V123L91 124V126H92ZM98 125H99V124H98ZM100 125H101V124H100ZM102 125H103V124H102ZM109 125H110V122H109ZM111 125H112V124H111ZM128 125H129V124H128ZM145 125H146V124H145ZM145 125H144V126H145ZM149 125H148V128H146V126H145L144 128H146V129H144L143 131H145V130L147 131V129H148V131H149V130H150V129H149V127H150ZM182 125H183V124H182ZM182 125H180V126L178 125V126H179L178 128H179V129H180V128L182 129ZM184 125H185V124H184ZM7 126L9 127L8 123H7ZM14 126H15V125H14ZM14 126H13V127H14ZM17 126H18V125H17ZM40 126H42V125H40ZM48 126H50V125H48ZM55 126H56V125H55ZM142 126H141V127H142ZM152 126H153V125H152ZM10 127H11V126H10ZM10 127H9V129H10ZM28 127H29V126H28ZM67 127H68V126H67ZM73 127H74V125H73ZM75 127H76V126H75ZM92 127H93V126H92ZM92 127H91V129H92ZM125 127H126V126H125ZM141 127H140V128L138 127V129H140V131H141V129H142ZM156 127H155V129H156ZM158 127H157V128H158ZM170 127H171V126H170ZM188 127H189V126H188ZM16 128H17V127H16ZM29 128H30V127H29ZM34 128H38V129H39V127H35V126H34ZM105 128H106V127H105ZM110 128L112 129L113 127H110ZM110 128L105 129V130H104L105 132H104V131H103V132H104V133H106V132L110 133V132H111V131H110ZM150 128H151V127H150ZM189 128L192 129V127H189ZM195 128H196V127H195ZM113 129H114V128H113ZM115 129H116V128H115ZM127 129H128V128H126V130H127ZM138 129L135 130V131H136L135 133H134V131H133V133H131L130 131H132V130L130 129L129 134H131V136H132V134L135 135V134L137 133V130H138ZM174 129H175V128H173V130H174ZM179 129H177V127H176V129H175V131H174L175 134H176V133L179 134V131L181 130V129H180V130H179ZM184 129H185V128H184ZM184 129H183V130H184ZM196 129H197V128H196ZM28 130H29V129H28ZM31 130H32V129H31ZM93 130H95V128H94ZM119 130H120V129H119ZM123 130H124V128H123ZM178 130H179V131H178ZM183 130H181V131L184 132ZM16 131H17V130H16ZM29 131H30V130H29ZM29 131H28V132H29ZM50 131H51V130H50ZM88 131H89V130H88ZM88 131H87V132H88ZM90 131H91V130H90ZM109 131H110V132H109ZM117 131H118V130H117ZM157 131H158V130H157ZM176 131H177V132H176ZM197 131H198V130H197ZM197 131H196V135L199 133V132L197 133ZM10 132H11V131H10ZM18 132H19V131H18ZM65 132H66V131H65ZM97 132H98V130H97ZM121 132H122V131H121ZM126 132L128 133V131H126ZM126 132L122 133L121 137H124V136H125L124 134L127 135ZM193 132H192V133H193ZM26 133H27V132H26ZM29 133H30V132H29ZM68 133H69V132H68ZM88 133H89V132H88ZM111 133H112V132H111ZM145 133H146V132H145ZM151 133H152V132H151ZM154 133H155V132H154ZM157 133H158V132H157ZM160 133H161V132H160ZM165 133H164V134H165ZM14 134H15V133H14ZM20 134H21V133H20ZM85 134H86V133H85ZM99 134H101V133H99ZM106 134H107V133H106ZM106 134H105V135H106ZM120 134H121V133L119 132V134H117L115 138H117L118 135H119V137H120ZM129 134H128L127 136H129ZM141 134H142V133H141ZM161 134H162V133H161ZM173 134H174V133H173ZM180 134H181V132H180ZM180 134H179V137H180V136H185L186 133H185L184 135H182L183 133H182L181 135H180ZM69 135H70V134H69ZM69 135H66V136L69 137ZM93 135H94V134H93ZM97 135H98V134H97ZM97 135H96V136H97ZM110 135H111V134H110ZM186 135H187V134H186ZM18 136H19V135H18ZM24 136H25V135H24ZM41 136H42V135H41ZM80 136H81V135H80ZM80 136H79V137H80ZM82 136H83V135H82ZM82 136H81V137H82ZM99 136H100V135H99ZM111 136H112V135H111ZM113 136H114V134H113ZM131 136H129V139H130L129 141H133V140H134V139H132V138L135 137V136H132V138H130ZM136 136L139 137V135H136ZM142 136H143V135H142ZM142 136H141V137H142ZM170 136H171V135H170ZM170 136L168 137V138H170V140H168V142H169V141L172 142V143L169 142L170 144H172V145H171L172 147H173V146H174V148L177 147V148L174 149V150L177 152V155H178V154H179V155L181 154V153H178V148H179V149L181 150V152H182V149H181V148H182V147H181V142H182V141H183V143H184V142L187 140V142H189V143L186 142V143H187L186 145H190V144H191L190 146H193V144H192L193 141H191L192 139L189 138V137L186 138L187 136L184 137V138L182 137V138H183L182 141H181V138H179V139H180V142H177V140H178V135H176V136H173V135H172L173 138H172V136H171V137H170ZM30 137H31V136H30ZM39 137H40V136H39ZM43 137H44V136H43ZM74 137H75V134H74ZM76 137L78 138V136H76ZM84 137H85V136H84ZM107 137H109V136L107 135ZM162 137H163V136H162ZM166 137H167V136H166ZM175 137H176V138H175ZM34 138H35V137H34ZM91 138H92V137H91ZM103 138H105V137H103ZM124 138H126V137H124ZM142 138H143V137H142ZM22 139H24V138H22ZM25 139H27V138H25ZM40 139H41V137H40ZM69 139H70V138H69ZM78 139H79V138H78ZM80 139H82V138H80ZM92 139H94V138H92ZM96 139H97V138H96ZM113 139H114V138H113ZM120 139H121V138H120ZM136 139H137V138H136ZM138 139H140V138H138ZM166 139H167V138H166ZM176 139H177V140H176ZM184 139H186V140L184 141ZM190 139H191V140H190ZM27 140H28V139H27ZM27 140H23V143H24L25 141L27 142ZM41 140H43V139H41ZM56 140H58V138H57ZM72 140H73V139H72ZM75 140H76V139H75ZM89 140H90V138H89ZM94 140H95V139H94ZM94 140H93V143L95 142ZM98 140H99V139H98ZM123 140H125V139H123ZM126 140H128V139H126ZM188 140H190L192 143H191L190 141H188ZM30 141H32V140H30ZM35 141H36V140H35ZM37 141H38V140H37ZM39 141H40V140H39ZM39 141H38V142H39ZM78 141H81V140H78ZM83 141H84V139H83ZM83 141H82V143H86V142H83ZM90 141H92V140H90ZM111 141H112V140H111ZM118 141H119V140H118ZM118 141H117V145H118V143H120V141H119V142H118ZM129 141H127V143H131V142H129ZM134 141H135V140H134ZM178 141H179V140H178ZM33 142H34V141H33ZM47 142H48V141H47ZM47 142H46V143H47ZM49 142L52 143L51 141H49ZM49 142H48V143H49ZM67 142H68V141H67ZM105 142H106V141H105ZM108 142H109V144L112 145V143H111L110 141H108ZM121 142H123L122 139H121ZM20 143H21V142H20ZM28 143H29V145H30V142H27V144H28ZM31 143H32V142H31ZM43 143H44V141H43ZM53 143H54V142H53ZM77 143H78V142H77ZM90 143H91V142H90ZM115 143H116V141H115ZM115 143H114V144H115ZM137 143H138V141H137ZM137 143H136V145H137ZM178 143H180V145H179ZM18 144H19V143H18ZM21 144H22V143H21ZM64 144H66V142H65ZM64 144H63V145H64ZM67 144H68V143H67ZM95 144H96V143H95ZM107 144H108V143H107ZM107 144H106V146H108ZM133 144H135V143H133ZM42 145H43V144H42ZM85 145H86V144H85ZM89 145H90V144H89ZM117 145H116V153L119 151V149H118L119 147H118ZM130 145H131V144H130ZM165 145H166V144H165ZM177 145H178V146H177ZM27 146H28V145H27ZM35 146H36V145H35ZM112 146L115 147V145H112ZM120 146H121V143H120ZM134 146H135V145H134ZM134 146L131 145L130 147H129V146H128V147H129V149H130L131 147H134ZM182 146H183V144H182ZM56 147H57V146H56ZM64 147H65V146H64ZM87 147H88V146H87ZM108 147H109V150L111 149L110 152H112V149H113V151L115 150V148H113V147H112V148H110V146H108ZM108 147H107V148H108ZM117 147H118V148H117ZM122 147H123V144H122ZM172 147H170V148H172ZM6 148H7V147H6ZM78 148H79V147H78ZM82 148H84L83 145H82V147H81V151H80V150H77L76 148H75L76 150H74L73 148H69V149L66 150V151H67L69 154H72V153L75 154V156H74L75 158H79L80 154L83 155L81 152H83V150H85L86 147H85L83 150H82ZM107 148H106V149H107ZM123 148H124V147H123ZM126 148H127V147H126ZM126 148H125V151L128 150V149H126ZM170 148L168 147V150H170ZM92 149H93V148H92ZM117 149H118V151H117ZM120 149H121V147H120ZM131 149H134V148H131ZM4 150H5V149H4ZM4 150H3V151H4ZM11 150H12V149H11ZM14 150H15V149H14ZM50 150H51V147H50V149H49L48 146L46 147V146L43 145V146H36V147H34V146H33V147L29 146V147H27V148L25 147V148H23L22 150H18V152H19L20 154H22V156H23L24 159L30 161V163H31V161H33L34 159H36V158H38V157H42V155H44V156L47 155V156H48L49 154H47V153H50V152H49ZM101 150H103V149H101ZM121 150H122V149H121ZM166 150H167V148H166ZM172 150H173V149H172ZM172 150H171V151H172ZM6 151H7V149H6ZM52 151H53V150H52ZM59 151H60V150H59ZM122 151H123V150H122ZM122 151H121V152H122ZM130 151H131V150H130ZM175 151H173V152L176 153ZM13 152H14V151H13ZM100 152H101V151H100ZM100 152H99V153H100ZM103 152H104V151H103ZM105 152H107V151H105ZM131 152H132V151H131ZM169 152H170V151H169ZM119 153H120V152H119ZM124 153H127V152H124ZM124 153H122V154H124ZM8 154H9V153H8ZM13 154H14V153H13ZM182 154H183V152H182ZM6 155H7V154H6ZM50 155H51V154H50ZM52 155H53V154H52ZM57 155L60 157V154H59V153H58ZM99 155H100V154H98V156H99ZM101 155H102V154H101ZM109 155H110V157H111V153H109ZM117 155H119V154L117 153ZM15 156H16V155H15ZM15 156H13V157H15ZM53 156H55V155H53ZM84 156H85V155H84ZM84 156H83V157H84ZM94 156H95V154H94ZM107 156H108V155H106V157H107ZM113 156H115L114 152H113ZM16 157H17V156H16ZM74 157H73V158H70V157H69V158H70V159H74ZM81 157H82V156H81ZM96 157H97V156H96ZM104 157H105V156H104ZM11 158H12V157H11ZM65 158H66V157H65ZM84 158H85V157H84ZM6 159L8 160L7 157H6ZM9 159H10V158H9ZM14 159H16V158H14ZM38 159H39V158H38ZM55 159H57V156H55ZM55 159H53V160H55ZM67 159H68V158H67ZM93 159H94V158H93ZM102 159H103V158H102ZM116 159H117V158H116ZM19 160H20V159H19ZM39 160L41 161V158H40ZM47 160H48V159H47ZM62 160H64V159H62ZM62 160H61V161H62ZM74 160H75V159H74ZM76 160H77V159H76ZM83 160H84V159H83ZM85 160H86V159H85ZM3 161H4V160H3ZM3 161H1V162H3ZM10 161H11V160H10ZM22 161H23V160H21V162H22ZM34 161H35V160H34ZM34 161H33V162H34ZM37 161H38V160H37ZM56 161H57V160H56ZM64 161H65V160H64ZM71 161H72V160H71ZM91 161H92V160H91ZM100 161H102V160H100ZM5 162H6V161H5ZM5 162H4V164L2 163L3 166L0 167V177H1L2 180H3V182H1V184H0V203H2V204H3V207H4L5 205L10 204V203L14 202V200H15V202L18 201L17 203L14 202L15 205L17 204V205H18V208H20V207H22L24 204H26L24 201H22V196H23V194L25 195V193H24V192H25V188H24V177H26V176L29 177L28 175H25V174L23 173L25 170H24V171H22V170H23V169H26V167H27V168L30 167L31 165H28V166H27V165H25V166L23 165V166H24V168H23V166H22L23 169H21V168H15V169H17V170H15L16 173H13V172H12L13 175H12V177H11L12 179L10 180V175H11V171H10V169H11V166L5 164ZM19 162H20V161H19ZM35 162H36V161H35ZM53 162H54V161H53ZM69 162H70V161H69ZM176 162H177V161H176ZM13 163H14V162H13ZM13 163H11V164H13ZM16 163H17V162H16ZM16 163H15V164H16ZM55 163H56V162H55ZM58 163H59V162H58ZM117 163H119V161L117 162V161L114 159V157H113V159L111 158V160L109 161L108 166L111 167V168H115V167H117ZM23 164H24V162H23ZM26 164H27V162H26ZM42 164H43V163H42ZM56 164H57V163H56ZM74 164H75V163H74ZM92 164H93V163H92ZM94 164H95V163H94ZM19 165H20V164H19ZM54 165H55V164H54ZM59 165H60V164H59ZM64 165H65V164H64ZM95 165H96V164H95ZM46 166H47V165H46ZM56 166H57V165H56ZM15 167H18V166L15 165ZM59 167H60V166H59ZM64 167H65V166H64ZM70 167H72V166H70ZM32 168H33V167H32ZM57 168H58V167H57ZM57 168H56V169H57ZM45 169H46V168H45ZM52 169H53V168H52ZM59 169H61V168H59ZM12 170H13V169H12ZM29 170H30V169H29ZM54 170H55V167H54ZM54 170H51V172L54 171ZM64 170H65V169H64ZM74 170H75V169H73V171H74ZM117 170H118V168H117ZM15 171H14V172H15ZM27 171H28V170H27ZM27 171H25V172H27ZM30 171H31V170H30ZM32 171H33V170H32ZM32 171H31V172H32ZM61 171H62V170H61ZM76 171H77V170H76ZM31 172H29V174H30ZM43 172H44V171H43ZM63 172H66V171H62V173H63ZM79 172H80V171H79ZM102 172H103V171H102ZM115 172H116V170H115ZM49 173H50V172H49ZM49 173H48V174H49ZM111 173L113 174L114 172H111ZM111 173L109 172V174H111ZM117 173H118V172H117ZM43 174H44V173H43ZM50 174H51V173H50ZM85 174H86V173H85ZM114 174H115V173H114ZM32 175H33V173H32ZM65 175L67 176L68 173H66ZM69 175H70V174H69ZM35 176L37 177V175H35ZM38 176H39V175H38ZM70 176H71V175H70ZM8 177H9V181H8ZM27 177H26V178H27ZM110 177H111V176H110ZM29 178H30V177H29ZM75 178H76V177H75ZM115 178H116V177H115ZM31 179H33V178H31ZM36 179H37V178H36ZM40 179H41V178H40ZM49 179H50V178H49ZM72 179H73V178H72ZM88 179H89V181H90V183H91L90 185H91L93 188H99V187H100L101 180H98V179H97L92 173H90ZM112 179H113V178H112ZM0 180H1V179H0ZM29 180H30V179H29ZM54 180H55V181H54L55 183H54V185H52V188L55 189V188H58V187H59V188H65V189L67 188V189H69V184L67 183V182H68L67 179H65V178H61V179H60V178H57V177H56ZM68 180H69V179H68ZM70 180H71V177H70ZM4 181H6V182H4ZM41 181H42V180H41ZM45 181H48V182H49V180H46V178H45ZM75 181H76V180H75ZM84 181H85V180H84ZM105 181H106V180H105ZM25 182H26V181H25ZM34 182H35V180H34ZM34 182L32 181L33 184H30V185H31L32 187L34 186V190L36 189L37 191H39L38 188H39L40 186H41L40 188H42L43 183H47V182H43V183L41 182L42 185L37 186V188H35L36 186L34 185ZM38 182H39V181H38ZM71 182H72V181H71ZM106 182H107V181H106ZM113 182H114V181H113ZM2 183H3V184H2ZM49 183H50V182H49ZM51 183H52V182H51ZM27 184H29V183H27ZM106 184H107V183H106ZM25 185H26V184H25ZM30 185H28V186H29L30 188H32ZM36 185H37V184H36ZM38 185H39V184H38ZM44 185H45V184H44ZM48 186H49V185H48ZM190 186H191V185H190ZM192 186H193V185H192ZM26 187H27V186H26ZM29 187L26 188V189H28L29 191L32 190V189H29ZM109 187H110V186H109ZM116 187H117V186H116ZM40 188H39V189H40ZM52 188H51V189H52ZM75 188H76V187H75ZM110 188H111V187H110ZM110 188H109V189H110ZM114 188H115V187H114ZM44 189H46V188H44ZM77 189H78V187H77ZM77 189H76V190H77ZM88 189H89V188H83V191H82V192H83V193L88 192ZM14 190H16V192H17V194H18V195L16 196V197H18V200L16 199L15 194H14V198H15V199L13 200V198H12V202H8V200L11 201V200H10V198L12 197L11 194L13 193ZM28 190H27V192H28ZM34 190H33V191H34ZM41 190H42V189H41ZM41 190H40V191H41ZM55 190H56V189H55ZM113 190H114V189H113ZM115 190H117V189H115ZM187 190H189V188H188ZM42 191H43V190H42ZM48 191H49V190H48ZM66 191H67V190H66ZM98 191H99V190H98ZM190 191H191V190H190ZM190 191H189V192H190ZM27 192H26V194H27ZM44 192H45V190H44ZM46 192H47V190H46ZM54 192H56V191H54ZM60 192H61V191H60ZM64 192H65V191H64ZM69 192H70V191H69ZM69 192L67 191L68 194H69ZM71 192H72V190H71ZM189 192H188V193H189ZM4 193H5V195H4ZM35 193H36V192H35ZM47 193H48V192H47ZM62 193H63V191H62ZM76 193H77V192H76ZM96 193H97V192H96ZM98 193H99V192H98ZM29 194H30V193H28V195H29ZM37 194H38V193H37ZM45 194H46V193H45ZM50 194H51V192H50ZM93 194H94V193H93ZM12 195H13V194H12ZM47 195H48V194H47ZM52 195H53V191H52ZM71 195H72V194H71ZM71 195H70V196H71ZM77 195H78V196L80 195L79 192H78ZM25 196H26V195H25ZM25 196H23V197H25ZM29 196H30V195H29ZM39 196H40V194H39ZM45 196H46V195H45ZM64 196H65V195H64ZM67 196H68V195H67ZM70 196H69V199H70ZM80 196H81V195H80ZM46 197H47V196H46ZM50 197H51V195H50ZM71 197H73V196H71ZM76 197H77V196H76ZM51 198H52V197H51ZM56 198H57V197H56ZM77 198H78V197H77ZM79 198H81V197H79ZM30 199H31V198H30ZM40 199H42V198H40ZM44 199H45V198H44ZM53 199H54V198H53ZM96 199H97V198H96ZM37 200H38V199H37ZM45 200H46V199H45ZM78 200H82V198H81V199H78ZM21 201H22V202H21ZM26 201H27V200H26ZM30 201H31V200H30ZM33 201H34V200H33ZM49 201H52V200L50 199ZM115 201H116V200H115ZM23 202H24V203H23ZM54 202H57V203H58L59 201H56V200L54 199ZM92 202H93V201H92ZM185 202H186V201H185ZM37 203H38V201H37ZM37 203H35V204H37ZM43 203L45 204V202H43ZM95 203H96V202H95ZM109 203H110V202H109ZM2 204H1V205H2ZM12 204H13V203H12ZM22 204H23V205H22ZM35 204H34V205H35ZM46 204H47V203H46ZM49 204H50V202H49ZM69 204H70V203H69ZM96 204H97V203H96ZM15 205H14V206H15ZM26 205H29V204L27 203ZM30 205H31V204H30ZM34 205H33V203H32V206H34ZM184 205H185V204H184ZM186 205H187V204H186ZM11 206H12V205H11ZM45 206H46V205H45ZM59 206H60V205H59ZM61 206H62V205H61ZM63 206H64V204H63ZM97 206H98V205H97ZM111 206H112V205H111ZM113 206H114V205H113ZM1 207H2V206H1ZM8 207H10V206H8ZM16 207H17V206H16ZM16 207H15V208H16ZM26 207H27V206H26ZM26 207H25V205H24L25 210L28 211L29 209H26ZM41 207H42V206H41ZM48 207H51V206H48ZM6 208H7V207H6ZM15 208H14V209H15ZM24 208H23V209H24ZM36 208H37V205H36L34 211H37ZM44 208H45V207H44ZM172 208H173V207H172ZM3 209H5V208H3ZM66 209H67V208H66ZM97 209H98V208H97ZM182 209H183V208H182ZM184 209H185V208H184ZM184 209H183V210H184ZM9 210H10V209H9ZM25 210H22V211H25ZM30 210H32V208H31ZM46 210H47V209H46ZM60 210H61V209H60ZM62 210H63V209H62ZM62 210H61V212H62ZM79 210H80V209H79ZM84 210H85V209H84ZM1 211H2V210H1ZM1 211H0V253H1V250H3V248L5 247V245H7V243L11 240V232H12V229L15 230V228L7 227V226H8V225H7L8 222L4 220V219H7V217H5V215L2 217V213H1ZM12 211H13V209H12ZM16 211H17V210H16ZM18 211H19V210H18ZM32 211H33V210H32ZM44 211H45V210H44ZM52 211H53V209H52ZM86 211H87V210H86ZM13 212H14V211H13ZM20 212H21V211H20ZM30 212H31V211H30ZM30 212H29V215H28L29 217H30V214L32 213V212H31V213H30ZM41 212H42V211H41ZM7 213H8V211H7ZM16 213H17V212H16ZM22 213H23V212H22ZM25 213H26V215H27V212H25ZM37 213H38V212H37ZM37 213H36V214H37ZM53 213H54V212H53ZM87 213H88V212H87ZM8 214H9L8 217H11V218H12V217L14 216L15 218H19V220L17 221L18 224H19V222H20V224H21L22 222H24V223L27 222V223H28V220L26 221V218H25V217H24V218H23V217L20 218V217H18V216H15V213H14V215L12 214L13 216L11 215V213H8ZM51 214H52V213H51ZM51 214H50V216H51ZM70 214H71V213H70ZM31 215H33V214H31ZM40 215H42V214H40ZM53 215H54V214H53ZM53 215H52V216H53ZM59 215H60V214H59ZM23 216H24V215H23ZM48 216H49V215H48ZM38 217H40V216H38ZM38 217H36V218L38 219ZM62 217H64V215H63ZM89 217H90V216H89ZM15 218H13V219L15 220ZM31 218H32V217H31ZM40 218L42 219V217H40ZM48 218H49V217H48ZM51 218H52V217H51ZM54 218H55V216H54ZM60 218H61V217H60ZM64 218H65V217H64ZM94 218H95V217H94ZM96 218H97V217H96ZM101 218H102V217H101ZM34 219H35V218H34ZM52 219H53V218H52ZM52 219H51L50 222H52ZM90 219H91V217H90ZM43 220H44V219H43ZM31 221H32V220H31ZM62 221H63V220H62ZM64 221H65V220H64ZM69 221H70V220H69ZM6 222H7V223H6ZM33 222H35V221L33 220ZM33 222H32V223H33ZM67 222H68V220H67ZM92 223H93V222H92ZM94 223H95V222H94ZM99 223H100V222H99ZM99 223H98V224H99ZM9 224H10V223H9ZM16 224H17V223H16ZM48 224H49V221H48ZM83 224H84V223H83ZM11 225H12V224H11ZM14 225H15V224H14ZM14 225H13V226H14ZM31 225H32V224H31ZM15 227H17V226H15ZM93 227H94V226H93ZM19 228H20V227H19ZM80 228H81V227H80ZM98 228H99V227H98ZM109 228H110V227H109ZM17 229H18V228H17ZM78 229H79V228H78ZM102 229H103V228H102ZM33 230H34V229H33ZM33 230H32V231H33ZM69 230H70V229H69ZM80 230H81V229H80ZM93 230H94V229H93ZM95 230H96V229H95ZM98 230H99V229H98ZM100 230H101V229H100ZM34 231H35V230H34ZM67 231H68V230H67ZM101 231H102V230H101ZM101 231H100V232H101ZM113 231H114V230H113ZM40 232H41V231H40ZM94 232H95V231H94ZM100 232H98V233H100ZM106 232H107V231H106ZM103 233H104V232H103ZM12 234H13V233H12ZM90 234H91V233H90ZM90 234H89V235H90ZM101 234H102V233H101ZM92 235H94V234H92ZM92 235H91V236H92ZM114 235H115V234H114ZM12 236H13V235H12ZM47 236H48V235H47ZM94 236H95V235H94ZM96 236H97V234H96ZM102 236H103V235H102ZM13 237H14V236H13ZM30 237H31V235H30ZM28 238H29V237H28ZM89 238H90V237H89ZM91 238H92V237H91ZM104 238L106 239V237H104ZM15 239H16V238H15ZM93 239H94V238H93ZM110 239H111V238H110ZM89 240H90V239H89ZM95 240H97L96 237H95ZM95 240H93V241H95ZM20 241H23V240H17V242L15 241V242H16V245L20 246V245H22V243H24V244L27 243V244H29V245L31 246V248H32L30 251L28 250L29 252H27L26 254H24V255L21 254V255H20V257H21L20 259L22 260V262H21L22 264H32V263H31L32 261H36V260L34 259V257H35V256H34V255H35V250H36L37 252H38V250L41 251L42 255H43L44 253L46 254V253H47V250L45 249V247H44L45 245H44V244H47L46 247L49 248L48 250H50V247L55 246V241H54L52 238H47V237H45L43 234L38 233V232L35 233L34 235L32 234V237H31L30 239H28V240H26V241H23V242H20ZM107 241H108V240H107ZM200 241H201V240H200ZM99 242H100V241H99ZM104 242H105V241H104ZM163 242H164V241H163ZM165 242H166V241H165ZM196 242H197V241H196ZM201 242H202V241H201ZM91 243H92V241H91ZM91 243H90V244H91ZM87 244H88V243H87ZM97 244H98V243H97ZM97 244H96V245H97ZM99 244H100V243H99ZM99 244H98V245H99ZM104 244H105V243H104ZM166 244H167V243H166ZM10 245H11V244H10ZM80 245H81V244H80ZM94 245H95V244H94ZM195 245H196V244H195ZM88 246H89V245H88ZM13 247H14V246H13ZM90 247H91V246H90ZM195 247H196V246H195ZM92 248H93V246H92ZM92 248H91V250H92ZM98 248H99V247H98ZM112 248H113V247H112ZM200 248H201V247H200ZM4 249H5V248H4ZM11 249H12V248H11ZM20 249H21V248H20ZM202 249H203V248H202ZM55 250H56V249H55ZM59 250H60V249H59ZM88 250H89V248H88ZM198 250H199V249H198ZM52 251H53V250H52ZM66 251H67V250H66ZM92 251H94V250H92ZM199 251H200V250H199ZM3 252H5V251H3ZM11 252H12V251H11ZM68 252H69V251H68ZM59 253H61V252H59ZM63 253H64V252H63ZM66 253H67V252H66ZM6 254H7V251H6ZM6 254H5V255H6ZM49 254H50V253H49ZM55 254H56V253H55ZM88 254H89V253H88ZM92 254H93V253H92ZM36 255H38V253H37ZM59 255H60V254H59ZM62 255H63V254H62ZM6 256H7V255H6ZM22 256H23V257H22ZM1 257H2V256H1ZM16 257H17V256H16ZM16 257H15V254L12 255V256L9 258V261L12 262V260H14ZM36 257H37V256H36ZM43 257H44V256H43ZM46 257H47V256H46ZM46 257H44V258H46ZM55 257H56V256H55ZM40 259H43V258L40 256ZM89 259H90V258H89ZM89 259H88V260H89ZM92 259H93V257H92ZM18 260H19V259H18ZM49 260H50V259H49ZM7 261H8V260H7ZM14 261H15V260H14ZM14 261H13V262H14ZM16 261H17V260H16ZM42 261H43V260H42ZM42 261H40V262H42ZM45 261H46V260H45ZM95 262H96V261H94V263H95ZM6 263H7V262H6ZM9 263H10V262H9ZM85 263H86V262H85ZM92 263H93V261H92ZM10 264H11V263H10ZM15 264H17V262H16ZM115 264H119V260H117V261L115 262Z\"/></svg>","mask_w":264,"mask_h":264}]
</instances>
